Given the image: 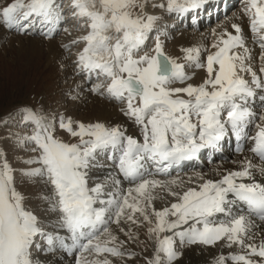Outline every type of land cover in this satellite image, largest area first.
I'll return each mask as SVG.
<instances>
[{"label":"snow or ice","instance_id":"obj_1","mask_svg":"<svg viewBox=\"0 0 264 264\" xmlns=\"http://www.w3.org/2000/svg\"><path fill=\"white\" fill-rule=\"evenodd\" d=\"M70 7L79 26L86 29L73 41L84 44L74 62L76 74L101 80L91 92L122 104L120 111L139 129V138L128 135L120 124L76 121L73 126L70 117H50L42 110L22 108L21 123L30 124L32 131L17 143L29 145L25 150L35 155L23 161L32 167L21 169V176L43 186L37 198L50 215L42 218L26 206L28 197L17 189L16 170L6 157H0V264H42L33 255L41 249L39 240L44 241V251L59 247L71 255L75 249V264H111L107 258H97L102 253L124 255L108 246L116 241L109 223L119 224L124 218L139 224L137 214L154 241L146 264H173L181 255L177 238L181 248L220 241L237 244L246 251L231 255L232 261L264 264V241L246 243L254 238L250 217L264 221V181L254 179L256 165L251 161L219 179L197 173L195 187H185L176 178H155L166 175L171 165L215 147L229 131L238 139L246 135L249 124L256 129L247 137L252 141L249 150L258 158L261 166L257 170L264 176V109L257 123V114L249 105L255 89L264 90V80L245 64L249 50L238 35L239 26L233 25L237 35L225 33L227 38L219 39L213 45L215 53L203 62L198 48L182 49L189 67L206 71V78L193 84L186 83L191 77L185 65L164 52L159 34L145 51L151 34L158 32L159 19L148 10V0H71ZM151 8H165V4H152ZM166 10L183 12L186 8L179 0H167ZM246 11L251 14L254 39L264 49V0H248ZM32 17L59 23L62 13L55 0H14L0 9L3 26L9 29L23 32L30 25L21 21ZM236 48L243 52L233 51ZM260 58L259 71L264 74V51ZM244 72L251 80L240 74ZM177 84L182 86H174ZM261 101L264 103V95ZM58 129L75 142L62 138ZM101 153L112 170L103 179H93L92 169L101 167L97 164ZM157 189L173 198L161 209L153 205L161 198ZM237 202L244 207L233 214ZM57 229L67 235L61 237ZM228 258L221 255L215 264H225Z\"/></svg>","mask_w":264,"mask_h":264},{"label":"rangeland","instance_id":"obj_2","mask_svg":"<svg viewBox=\"0 0 264 264\" xmlns=\"http://www.w3.org/2000/svg\"><path fill=\"white\" fill-rule=\"evenodd\" d=\"M12 2H14V0H0V9ZM23 2L27 3L28 0H23ZM148 2V10L153 14L156 11L152 10L154 11L152 12L150 10L153 9L151 5L158 4L160 1L148 0ZM60 3L62 17L67 18V21L61 23L60 26H62V29L55 34L51 33V35H49V33H43V31H49L53 23L40 25V21L37 20L35 26L32 25L34 21L30 18L28 21H21V24L29 23V25L31 24L32 26L30 25V27L21 32L16 28L9 29L4 27L2 19H0V157H6L12 168L16 170L14 175L16 177L17 189L25 193L28 197L26 206L33 209L36 214L42 218H46L50 215L45 211L46 206L37 198L43 186L36 185L21 176V169L32 167L23 164V161L35 155V153L25 150L30 147L29 145H19L17 143L18 138L30 135L32 131V126L30 124L25 126V124L21 123L20 110L22 108L27 107L33 110H42L44 114L50 117L53 114L63 115L65 119L70 117L73 121V126H75L76 121L85 124L99 121L106 125L120 124L127 129V133L130 130L135 133L137 129L136 125L129 121L120 111L121 107H123L122 104L110 100L107 97L91 94L92 86L101 83V80H97L95 77L86 80L82 78V76L76 74L77 69L75 68L74 62L77 59V54L84 47V44L83 42L74 44L73 41L76 40L77 37L83 35L86 29L79 26L80 22L72 15L71 8L68 9L67 6L71 5V0H59L58 4ZM247 7L248 1L244 4H237L235 10H239V8L241 10L243 9L242 11L244 14L251 19V14L246 11ZM154 15L159 17L156 25L158 32L154 31L151 34V38L147 42L148 47L145 51L151 49L154 43V37L159 34V38L163 42L164 52L175 58L178 63L185 65V71L191 77L186 83H201L202 80L206 78V71L198 72V68H196L195 65L189 67L188 62L183 58L184 53L182 49L185 47L190 48V46L192 48H197L198 44L194 42V36L197 35L196 33L202 34L206 32L211 26L206 25L200 28H190L173 25L172 20L174 15L176 16V13H169L166 10V6L165 8L157 10V13H154ZM72 17L73 21H75L73 23H71ZM182 32L186 35H181L180 33ZM250 36L251 40L257 44L255 51L260 53L264 51V49L260 48V41L254 39L253 34ZM178 40L181 42L180 49L173 54L172 50L175 46L174 44L178 42ZM201 43H204L203 47L204 45L207 46L209 44V36L203 39ZM205 49L204 52L203 48L200 49V59L202 62L205 60L206 56L211 53L210 49ZM261 66L262 63L257 66L258 69H260ZM244 78L249 80L250 75L245 74ZM174 86L182 85L177 84ZM92 97L95 98L92 99ZM3 115L6 116L4 117ZM58 134L65 140L75 142L74 138L69 137L67 133L60 132L59 129ZM244 155L245 154H242L241 156L243 157ZM238 156V158L241 159V156ZM233 157L236 158V156ZM105 158L106 156H99V164H104L105 166V164L110 162ZM235 158L229 157L226 162H223L226 160L223 159L219 160L223 162H221V164H218L217 161L212 164L216 166L225 165L231 162V160L233 162ZM247 160L249 159L247 158ZM251 161L256 167L261 166L255 159ZM210 168L209 166H204L198 170H210ZM96 169L99 168L97 167L93 170ZM192 171L189 170L188 172L185 171L182 173L186 174ZM182 173L180 175H182ZM160 176L158 177L162 180L175 178L173 174ZM97 177L103 179L98 173H96L93 179ZM187 179L188 178L181 182H185V184L187 181L190 182L189 179ZM157 192H159L158 189ZM159 195L161 198L153 201V205L156 209L167 206L173 200L172 197H167L162 192H159ZM51 219L54 221L55 216L52 215ZM137 219L140 220L139 224H131L124 218H121L119 224L111 223L112 226L109 230L116 237V241L114 244L109 243L108 246L117 247L124 253L123 256L117 257L109 253H102L97 258H107L111 261V264H146L147 258H150L153 252L154 241L148 238L147 225L142 222V218L139 217V214H137ZM121 228H123L124 231H121ZM129 231L131 236L129 235ZM39 243L41 244V249L34 250V258L35 256H41L40 253H45V255L50 253V251L43 250L45 246L43 240H39ZM176 245L181 255L173 261V264L191 263L193 257L203 258V256H207V258H214L217 252L222 249L224 252H228L229 250V252L235 250L237 252L241 251L239 248L240 245L236 244L235 249H231V246L225 243L222 244V242H217L215 245L210 246L198 244L184 245L181 248L177 238ZM214 251L216 252L212 254ZM129 253L132 255H129ZM85 257L92 259L90 255H86ZM225 257H229L225 264H242V262L232 261L230 256L226 255ZM46 258H48V256H46ZM251 258L254 260L257 259L256 257ZM62 263L63 259L57 258L53 262V264ZM71 264H75V259L72 260Z\"/></svg>","mask_w":264,"mask_h":264},{"label":"bare ground","instance_id":"obj_3","mask_svg":"<svg viewBox=\"0 0 264 264\" xmlns=\"http://www.w3.org/2000/svg\"><path fill=\"white\" fill-rule=\"evenodd\" d=\"M157 1H160L159 3L157 2L158 4L164 3L165 6H166L167 0H157ZM211 1H213V0H179L180 3H184L185 4V8L186 9L189 8V7H192V6L196 5V4H199L201 2L209 3ZM247 1L248 0H244L243 3L247 2ZM55 2L57 4L59 1L58 0H55ZM232 8H234V6ZM159 9H162V8H155V9H150V10L151 11L152 10H155L156 12H154V11H152V12L157 13V10H159ZM242 10L241 9L240 10H232L231 9L230 12H228L224 16V18H221L220 20H218L209 30H207L206 32H204L202 34L201 33H196L197 35L194 36V42H197L196 44H198L197 45V48L199 50L201 48H203V52H204V49L207 48V49H210L211 50V53L210 54H213L217 50L215 47H213V45L216 44V43H218V40L219 39H221V38H227L225 36V33L231 34V35H237V33H236L233 25L239 26L240 32L238 33V35H240L242 37L244 46L249 50V52L245 54L246 57H247L246 60H245V64L248 65V66H250L252 68V70L255 71L257 73V75L260 76V78L263 80L262 75H261V73L259 71L260 69H258V67H257L259 64L262 63L261 58H260V54L261 53L255 51L257 44L255 45V43L252 42V40L250 38V34L252 33L251 30H250V20L251 19L248 16H246ZM69 18H71V17H69ZM72 22H75V21H72ZM43 23H45V22L43 21ZM53 28H54V32L55 33L61 30V28L59 27V25L58 26H55ZM55 28H56V30H55ZM180 34L181 35H186L184 32H182ZM208 36H209V44L207 46L204 45V47H203V44L204 43L202 44L201 41H203V39L207 38ZM184 40H185V38H184ZM180 44H181L180 40H178V42H175V44H174L175 46H174V48L172 50L173 51V54H175V52L180 49ZM187 48H189V47H187ZM190 48H192V47L190 46ZM207 49H205V50H207ZM233 51H236V52L239 53V52H243V49L236 48V49H233ZM204 70L205 69L202 70V68H198V72H204ZM240 74L243 77H244L245 74L250 75L247 72L240 73ZM250 80H251V75H250ZM257 91H258V93L256 92V95L253 97L255 103H253V105H251L250 107H251L252 111H254L257 114L256 122L258 123L259 122L258 121V115H259L260 111L262 109H264V103H262V101H261V95H264V90L258 89ZM91 94H92V92H91ZM94 98L92 97V99H94ZM95 102H96V100H95ZM250 104L251 103H250V100H249V105ZM249 125H250V130H251V128H254L253 124H249ZM255 131H256V129H255ZM138 132H139L138 128L136 129V132L135 133H133L131 130L128 131V133L130 135H133V136L139 138V133ZM254 133L250 134V131H248L247 136H246V139H247L246 142H252L247 137H250V136L254 135ZM230 134L231 133L229 131V133L227 135H225L224 138L230 136ZM244 148H245L246 154L243 157L240 155L241 156V159H239L238 158L239 156L236 155V158L234 157L235 158L234 161L232 162V160H231L232 163L229 162V163H226L225 165L223 164V165H219V166H216L214 164H211V166H210V164H207L206 166L211 167L210 170H208V169L207 170H198V168H195V170L192 171V172H189V173H186V174H182V175L178 174L179 176L175 175L174 177L178 181H180V182L183 181V180H185L186 178H188L189 181L191 180V183L188 182V181L186 182V184H185V182L183 183L185 187H188V186L195 187L196 184L199 183V181L196 178L197 173L203 175L205 178L219 179L223 174H226L227 172L240 170L247 161H249V160L251 161L253 158H255L254 154L251 153L250 150H249L250 147L245 146ZM249 156H251V157H250L249 160H247V158ZM258 168L259 167H256L255 169H252L253 177H254V179L257 182L264 181V176H262L260 174V172L257 170ZM111 170H112L111 169V164L106 165V166H103V167H101L99 169H96V170H93L92 169V177H95L96 176V173H98L100 177H104ZM155 178L156 179H161V178H158V177H155ZM245 182H248V181H245ZM124 187H128V185L125 184ZM240 211H241V209H240ZM240 211H234V206H233V214H237ZM245 215H247L246 212H245ZM250 219L252 221V227L250 229V232L253 234L254 238L251 239V240H246V243H252V244H255V245H259L262 241H264V221L259 220L254 215L251 216ZM109 224H111V223H109ZM58 233H59V235L61 237H64V236L67 235V233L64 230H61ZM65 242L68 243V244H71V241L70 240H66ZM221 242H222V244L223 243L227 244L224 241H220L218 243H221ZM185 245H187V244H185ZM235 246H236V244H232L231 245V249H235ZM239 248L241 250L240 252H237L236 250L235 251H232V252H229L230 251L229 250L228 252L225 251L226 253L222 249L219 252H217V254H216L215 257L213 256L214 258H207V256L206 257L203 256V258H196V257L194 258L193 257V261L191 263H188V264H215L216 258H218L221 255H223V256H226V255L227 256H231V255H236V254H244V252L246 250L244 251L241 248V246H239ZM75 251L76 250L74 249L73 250V254L70 255L66 250L61 249L59 247H56L55 250L54 251H51L49 254H46L45 255V253H40L41 256H35V258L38 259L39 261H41L42 264H53V262H54V260L56 258L57 259H63V263L62 264H71L72 260L75 259ZM215 252L216 251H214L212 254H214ZM86 255L88 256V253H84V256H86ZM46 256H48V258H46ZM256 258H257L256 259L257 261L260 260L259 257H256Z\"/></svg>","mask_w":264,"mask_h":264}]
</instances>
